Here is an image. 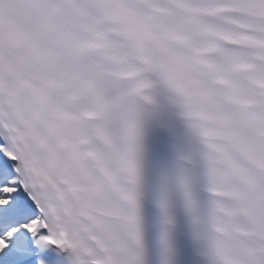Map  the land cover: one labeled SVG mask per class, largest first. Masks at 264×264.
Masks as SVG:
<instances>
[{"label":"snow or ice","instance_id":"obj_1","mask_svg":"<svg viewBox=\"0 0 264 264\" xmlns=\"http://www.w3.org/2000/svg\"><path fill=\"white\" fill-rule=\"evenodd\" d=\"M0 264H264V0H0Z\"/></svg>","mask_w":264,"mask_h":264}]
</instances>
